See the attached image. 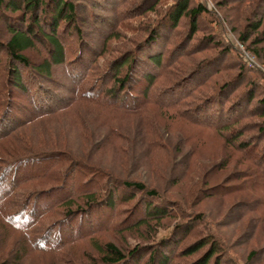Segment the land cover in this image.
Returning a JSON list of instances; mask_svg holds the SVG:
<instances>
[{"label": "trees", "instance_id": "obj_1", "mask_svg": "<svg viewBox=\"0 0 264 264\" xmlns=\"http://www.w3.org/2000/svg\"><path fill=\"white\" fill-rule=\"evenodd\" d=\"M84 1L91 3V0ZM127 1L131 0H115L113 4L119 3L118 6L122 7ZM78 5L72 0H0V21H19L17 25H7L8 38L0 34V215L13 228L30 233L34 247L39 249H45L53 235L57 236L54 238L57 241L53 243L89 240L97 254L88 253L87 264H175L179 258L192 256L196 258L189 264H223V259L227 258L230 251L213 231L206 229L201 238L182 246L196 232L197 226L204 225L205 221L203 215L184 210L189 208L186 197L176 204L167 200L168 197L164 198V193L156 186L141 178L133 177L129 180L119 177L108 166L100 164L94 151L101 147V143H106L107 135L110 137L109 142L111 136L126 142L131 138L119 132L117 122L100 114L98 109L101 105L113 107L119 113L138 121L139 131L136 132L141 134V143L134 146L136 154L147 150L156 155L164 153V159L151 157L145 163L156 171H161L166 158L170 157L172 164L177 162L171 148L167 146L169 144L161 139L169 136L161 132V119L166 118L170 127L174 116L188 118L222 138L225 152L215 167L218 170L230 167V181L238 183L228 195L264 186V121L253 127L257 131L252 136H245L249 128L246 122L243 123L244 119L254 115L259 106L262 107L261 116H264V95L254 105L257 98L254 89L237 92L238 87L230 89V83L225 82L217 93L213 87L212 94L207 92L200 98L196 96L199 91L202 92L203 86L209 85L214 75L226 69L220 65L204 76L213 63L224 61L231 50L238 51L240 58L243 57L239 47L227 37L224 43L209 33L204 39L210 47L221 51L208 60L195 61L194 65L189 66L188 60L194 49L199 47L198 42H195L196 34L209 30L200 26L199 19L205 14H217L213 8H209L206 0H200L198 4H193V0H176L165 18L156 15L142 23L139 30L146 34L141 40L132 39V47L116 48L118 55L105 59L111 41L120 37L121 20L116 18L106 32L96 28V21L91 23L102 35L98 40L95 36L86 35L81 28L82 18L80 20ZM143 5L147 7L140 10ZM156 5L157 1L151 3L149 0H140L128 8L126 16L158 14ZM103 6L108 5L103 2ZM135 11L137 15L133 14ZM89 13L98 22H106L105 18H109L99 12ZM184 18H188L189 29L187 38L184 36L180 39L177 29ZM218 19L215 17L213 22L223 30L222 19ZM262 25V20L251 23L250 26L254 28L251 34ZM233 32L239 34L240 40L247 44V49H251L250 45L254 46L251 51L256 56L261 54L263 48L257 46L262 43V39L256 38V42L251 40V34L245 30L240 32L235 29ZM174 35L180 40L171 45ZM38 44L47 50L41 63L32 61L26 55V51L37 49ZM184 44L186 47L182 48ZM101 46L104 50L99 51L97 47ZM244 66L248 67L245 62ZM60 68L65 69L63 81L55 76V71ZM243 79H246L245 75L238 77V81ZM229 91L230 95H225ZM19 93L26 96L25 99L18 98ZM215 93L218 98H221L222 93L225 95L224 99L219 100L218 109L217 104L212 103ZM213 107L216 111L207 113L214 110ZM85 111L96 114L94 126H90ZM67 113L79 119L83 128L82 135L90 143L85 155L74 153L62 144L61 129L52 130L42 126L48 131L38 137L28 133L40 121L45 122L51 117L59 120ZM163 130L169 131L167 128ZM251 141L256 144L251 146ZM261 141L262 151L259 152L256 148H260L258 144ZM188 150L184 158L185 165L195 154L193 148ZM127 153L129 150L125 149ZM195 160L189 165H199ZM199 169L201 171L202 167ZM84 173H88L85 174L88 175L86 181L82 178ZM41 178H46L47 187L40 191L34 190L32 186ZM92 178L98 184L91 187ZM193 178H199V175ZM193 182L194 179L190 180L193 193L201 192ZM123 189L125 193L121 194ZM59 192L58 197L46 201L47 196ZM126 192L130 193L126 195ZM144 195L148 196L143 208L144 216L129 222L130 213L125 216L121 226L129 231L145 228V243L129 249L98 238L101 231L108 227L113 229L114 224H109L118 211L119 203L128 204L137 198L139 200L135 201L140 202ZM252 205L246 201L244 213L256 211L250 207ZM105 207L111 211V215L110 218L102 219L100 213ZM61 209L63 212L60 219L43 230L37 227L42 236L39 240L34 238V225H38L43 217L51 213L53 216ZM167 218H177L178 222L173 225L167 237L158 241L154 237L157 226H161V222ZM253 218L255 222L264 224V216L254 214ZM177 235L179 238H176ZM255 256L256 252L253 251L248 258L251 260ZM3 259L0 257V261ZM14 261L20 264L21 260L17 258ZM0 264L10 263L2 261ZM66 264L81 263L71 258Z\"/></svg>", "mask_w": 264, "mask_h": 264}, {"label": "rangeland", "instance_id": "obj_2", "mask_svg": "<svg viewBox=\"0 0 264 264\" xmlns=\"http://www.w3.org/2000/svg\"><path fill=\"white\" fill-rule=\"evenodd\" d=\"M72 1L80 5L82 4L81 6L78 5L80 20L82 18L85 22V24H82L81 20V28H83L86 35L89 34L90 36H95L98 40H100L102 36L99 34V29L106 32L109 30L110 24L114 22L116 18L121 20L120 25H122V29H119L121 30L120 37L111 41V47L107 51V54H105V59L113 55H118L116 48H122L123 46L132 47L133 44L130 42L132 39L139 38L141 40L146 34L145 32L143 33V31L141 32L139 30L142 23L147 22L148 18H155L156 15L159 18H165V15L168 14L172 5L176 3V0H149L151 3L157 1L156 10L158 14L149 13L147 15L144 14L142 16L130 17L128 14L126 16L128 8H132L134 4H138L140 0L127 1V3L122 7L118 6L119 3L113 4L115 3V0H99L100 2L91 0L92 4L89 3V1L84 0ZM199 1L200 0H193V4H198ZM206 1L209 4V8H213L217 15L212 13L208 15L205 14L199 19L200 26L204 28V30L205 27L209 28V30L207 29V31H201L196 34L195 42H198L197 44H199V47L197 50L196 48L194 49L192 57L188 60V65H194L195 61L198 62L208 60V58L221 51L220 49L210 47L209 42L204 39L209 35V33L213 34L218 41L225 43L227 37L229 40L236 43L243 57L240 58L238 51L231 50L224 61H218V63L215 64L213 63L214 65H211L210 70L206 71L204 76H207L208 73L215 69V67L220 65H222V67L225 66L224 68L226 69L221 73L214 75L211 80L213 83L210 82L209 85L206 84V86H203L201 89L202 92L199 91L196 96L200 98L203 94H212L211 91L213 87V90L217 93L223 83L229 82L230 89L238 87L237 92L247 91L248 89L251 91L255 90L257 98L254 100L253 104H258V99L264 95V0ZM103 2L110 6V8L108 6H103ZM145 5H143L140 10L145 9V7H147ZM115 8L117 9V12L115 11ZM89 11L96 13L99 12L103 14L102 16L107 15L109 18H105L106 22H98L96 18L91 16ZM133 14L137 15V11ZM215 17L216 19L221 17L223 30L225 29L224 34L221 27L213 22ZM1 20L0 34L3 38H8L9 33L7 32V25L10 23L17 25L19 21L11 22L6 19ZM260 20L263 21L262 27L251 34L254 28L250 26V24ZM94 21H96V28L99 29L92 26L91 23H94ZM188 29V18H184L177 29L179 33L177 31L175 32L176 34H179L177 36L180 39H183L184 36L187 38L186 33H188ZM235 29L240 32H243L244 30L245 32L248 31L247 34H251V40L255 42L256 38H260V40L262 39V43L258 42L259 45L257 46L258 48H263L261 54L256 56L251 51V49H254V46L250 45L251 49H247V44H244L240 40L239 34L233 32ZM161 33L162 35L164 34V32ZM177 36H173L174 38L170 41L171 45H173L175 41L177 42L180 40ZM248 44H250V42ZM184 46L186 47V44H184L182 48H184ZM97 48L99 51L104 50L102 46ZM46 52L47 50L45 47L38 44L37 49H30L26 51V55L29 56L32 61L41 63L46 57ZM242 59L248 67L244 66ZM63 71H65L64 68H60L55 71V76L61 81H63ZM240 75H245L246 79L238 81V77ZM223 92L226 93L227 91ZM230 92L231 91L225 95H230ZM216 93L213 94V98H211L213 99L212 103L217 104L216 107L218 109L219 100L224 99L223 97H225V95L222 93L221 98H218ZM25 97L26 96L22 93H19L18 98L25 99ZM106 103L109 104L108 102ZM213 108L214 110H206V112L208 111L207 113H214L216 108ZM98 110L105 118L117 122V129L121 134L125 133L126 136L129 135L131 137L129 138L128 136L129 141L126 142V140H118L111 136V142H109L110 137L107 135L106 143H101V147L94 151V154L97 156L100 164H105L109 167L108 169L111 172H114L119 177L124 179L130 178L129 180H132L133 177H135L145 180L146 183L160 189V192L165 195V197L163 196L164 198L168 197L166 198L167 200L173 201L176 204H178L179 200L181 201L186 197L185 200L187 201V206L189 208H184V210L188 213L192 212L204 216V225L197 226L195 229L196 232L190 236L182 246H186L187 244L201 238L204 231L208 229L213 231L230 251L227 258L223 259V264H264V224L255 222L253 218L254 214L264 216V186H259V188L253 187L247 191L244 190L243 192H246L245 194L242 192L239 194L228 195L230 194L228 192L233 190V188H236L237 186L235 187V184L238 183H235L234 180L230 181V173L232 171L230 167L222 170H218L217 167H215L216 164L222 160L225 152V149L222 148V138L216 132L204 127L201 124L195 123L188 118L180 119L179 117L174 116L171 118L172 125L170 127L166 118L163 120L161 119V123H159V125L163 129L167 128L169 130L167 131L161 129V132L169 134V136L162 137L161 139L162 141L164 139V141L169 144L167 146L171 148V152L175 155L174 158L177 162L175 164L173 163V165L170 161V157L168 156L169 158H166L165 163L161 165V171H156L151 169L152 167L145 165V163L151 159V157L154 159L158 158L157 160L164 159V153L156 155L153 151L147 150L143 153H140L139 151L136 154V148H134V146L136 143H141V134L139 133V136L136 132V130L139 131L138 121L132 117L129 118L125 114L119 113L114 110L113 107L106 104L101 105ZM85 112L88 113V117H86V119L90 126H94L96 114L91 113V111ZM261 112L262 107L259 106L254 115L243 120V123L246 122V125L249 128V130L246 131L245 136H252V134L257 131L253 127L259 124V122L264 121V116H261ZM56 119L55 117H51L48 120H44L45 122L40 121L36 126H34L35 128L33 127L32 129L31 127L28 130V133L38 137L41 133L47 130L42 126L50 127L52 130L61 129L60 138L62 144L66 145V147L74 153H81L85 155V150L89 148L90 143H88V139L82 135L83 128L78 122L79 119H76L75 116L69 113L62 115L59 120ZM140 125L144 127L141 121ZM253 143L254 142L251 141L250 145L253 146L256 144ZM258 145H260V148L256 149L260 152L262 151L261 148L263 141H261ZM190 148L194 149L195 154L192 159L187 161V165H185L184 158ZM125 149L129 150V153L125 154ZM178 149H182V151H179ZM195 159L198 161L199 165L196 164L197 166H190V162ZM201 167L202 170L200 171L199 168ZM27 170L28 169H26V172H28ZM32 172L38 173V171L34 170H32ZM85 174L88 173H84L82 175L84 181H86L85 177L88 176H85ZM195 175H199V178H193ZM193 179L197 183L193 182V184L195 187L197 186L201 192L197 191L193 193L191 190L190 180ZM96 181L97 180L95 178H92V182L90 183L91 187L94 184H98ZM45 187H47L46 178L38 179L32 186L34 190L39 191ZM100 188H102V186ZM124 193L125 191L123 189L121 194ZM128 193L130 192H126V195H128ZM59 194L60 192L53 193L45 199L46 201H51V198L58 197ZM138 195L139 194L137 193V197ZM256 199L259 200L256 201ZM135 200L139 199L137 198ZM135 200L128 204H118V211H116L115 214L113 211L114 215L112 216L111 223L109 224H114L113 229L108 227V229L98 233L99 239L102 241H112L120 246H127L129 249L140 246L146 242L145 228L140 231H129L121 226L122 222L126 219L125 216L130 213L132 215L129 218V222L135 220L137 217L144 216L143 208L145 206V201L148 200V196L144 195V198L140 202ZM246 201L254 204L250 207H254L256 211L248 214L244 213V203ZM242 202H244L243 205ZM134 204L135 208H133ZM102 210L103 212L100 213L101 218H110L111 211L109 212V209L106 207ZM62 212L63 210L61 209V211L54 213L53 216L51 213V216L49 215L48 217H43L42 221L38 225H34L35 229L32 234L33 237H36V239L39 240L42 235L40 231L37 230V227L39 230H43L48 225H54V223L62 216ZM178 219L180 218L178 217ZM45 221L47 223L46 225ZM176 222H178L177 218L164 219L161 222V226H157V234L154 236L156 240L158 239V241H160L161 239L167 237ZM59 234L60 233H58V235ZM52 237L53 238L48 241V245L45 249L34 247V241L31 239L30 233L13 228L0 215V257L2 259L4 258L2 261L15 264L14 260L19 258L21 260L20 264H66L69 259L74 258L79 260L81 264H87L86 258L88 253L92 252L95 255L97 254L95 246L89 240H80L76 242L67 240L61 241L60 243H53V241H57V239H54L57 236L53 235ZM176 238H179V236L177 235ZM253 251L256 252V256L250 260L248 256ZM195 258L196 256L179 258L176 260L175 264H189L194 261Z\"/></svg>", "mask_w": 264, "mask_h": 264}]
</instances>
